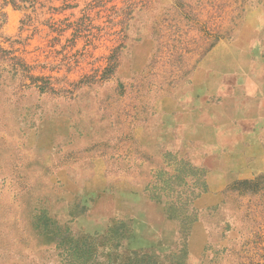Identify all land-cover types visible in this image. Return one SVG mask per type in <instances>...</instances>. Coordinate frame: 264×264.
I'll return each mask as SVG.
<instances>
[{"label": "rangeland", "instance_id": "obj_1", "mask_svg": "<svg viewBox=\"0 0 264 264\" xmlns=\"http://www.w3.org/2000/svg\"><path fill=\"white\" fill-rule=\"evenodd\" d=\"M0 264H264V0H0Z\"/></svg>", "mask_w": 264, "mask_h": 264}, {"label": "trees", "instance_id": "obj_2", "mask_svg": "<svg viewBox=\"0 0 264 264\" xmlns=\"http://www.w3.org/2000/svg\"><path fill=\"white\" fill-rule=\"evenodd\" d=\"M7 55H12V53L11 52H9V51H5V50H3ZM11 60H12V64H13V66L14 67H18V66H20L22 69H24V66H23V64L20 62V60L19 59H17L16 57H11Z\"/></svg>", "mask_w": 264, "mask_h": 264}]
</instances>
